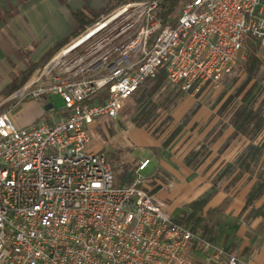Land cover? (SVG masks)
<instances>
[{
    "label": "built area",
    "instance_id": "obj_1",
    "mask_svg": "<svg viewBox=\"0 0 264 264\" xmlns=\"http://www.w3.org/2000/svg\"><path fill=\"white\" fill-rule=\"evenodd\" d=\"M161 3L101 15L9 98L59 95L64 113L21 128L0 110V264H252L155 202L141 174L150 159L119 185L108 153L87 147L89 126L118 118L162 69L197 95L247 57L250 41L264 60V0H188L176 25L159 17Z\"/></svg>",
    "mask_w": 264,
    "mask_h": 264
},
{
    "label": "crops",
    "instance_id": "obj_2",
    "mask_svg": "<svg viewBox=\"0 0 264 264\" xmlns=\"http://www.w3.org/2000/svg\"><path fill=\"white\" fill-rule=\"evenodd\" d=\"M110 4V0H0V108L10 101L7 94L21 88L67 38L100 18ZM222 79L208 82L200 94L214 83L227 81ZM27 99L14 103L11 111L19 102L26 107ZM43 102L46 110L54 108L49 97ZM231 113L224 120L214 116L210 124L214 131L209 134H133L132 142L150 151L146 157L139 151L137 168L150 159L146 169L152 166V170L144 188L157 203L167 204L168 212L183 208L172 217L183 216L190 210L189 203L207 198L200 218L209 239L246 262L264 264V151L258 162L249 163L250 136L229 124ZM37 118L19 119L17 125L29 127L39 122ZM254 142L262 144L264 132ZM137 168L128 181L116 177L117 183L130 185ZM193 256L201 258L197 250Z\"/></svg>",
    "mask_w": 264,
    "mask_h": 264
},
{
    "label": "rangeland",
    "instance_id": "obj_3",
    "mask_svg": "<svg viewBox=\"0 0 264 264\" xmlns=\"http://www.w3.org/2000/svg\"><path fill=\"white\" fill-rule=\"evenodd\" d=\"M177 17L178 16H176V18ZM82 32L77 36L71 35V37L67 38L64 46L71 43L81 35ZM58 51L54 52L53 55H51V57L36 70L44 67ZM36 70L34 72H36ZM229 76V79H227V76L223 78V80L228 81V85L225 83H214L201 94L199 93L195 96L183 93L179 95L177 99L175 98L173 103H169V105L166 106L169 96L173 97L175 93V87L167 82L162 90L154 97V103H157L159 107L152 116L153 123L148 127H137L135 125L134 117L137 115V111L132 110L128 112L130 104H134L132 99H130L127 103L125 102L126 105L124 104L118 118L113 119L109 116H101L89 126L91 141L87 147L93 150L106 151L109 160H112L113 164L116 162V159L113 158V154L119 155L121 158L120 169L119 171H116V177L120 182L128 181L130 177H133L135 169L138 166L136 156L139 151L142 157L150 155L148 149L142 151L139 149V147H141L140 144L135 145V143L132 142L131 139L133 138V134H173L179 123L186 118L189 119V123L179 132V134H209L211 131H214V127H212L213 125H210L213 124L212 120L214 116L219 115L221 116V119L224 120V118L231 113L232 109H234V107L241 101L242 95L252 85V83H250L245 89L243 88L241 92L242 95L236 97L235 92L240 84L244 82L245 74H243L238 67H235ZM236 76H239V82L238 84H233L231 80ZM14 92L7 94L6 98H9ZM251 98L256 100L258 102L257 104L264 106V78L251 93ZM4 99L5 98L2 100ZM49 99L54 103V108L52 110H46V104L37 99L30 98L24 101L26 107L19 102L18 105L12 108L11 115L13 120L17 124L19 119H24L26 121L32 119L35 115L38 117L37 119L39 121L53 120L55 117L66 111V103L62 97L59 95H51L49 96ZM11 106H14V102L7 101L3 104L0 110L10 109ZM41 110L44 113L42 116H38V113ZM169 117L172 118L171 122H169ZM151 170L152 166L141 172L145 177L144 184L147 181V177L150 175ZM116 184H118L117 181ZM152 197L157 203L156 197L153 195ZM157 204L165 210L169 208L165 203ZM182 209V207H178V209H174L173 213L169 212L174 216V214L179 213Z\"/></svg>",
    "mask_w": 264,
    "mask_h": 264
},
{
    "label": "trees",
    "instance_id": "obj_4",
    "mask_svg": "<svg viewBox=\"0 0 264 264\" xmlns=\"http://www.w3.org/2000/svg\"><path fill=\"white\" fill-rule=\"evenodd\" d=\"M109 0H106L108 2ZM112 4L106 7L103 13L107 14L114 10L119 5L133 0H110ZM187 0H162V9L159 13V17L162 21L176 25L178 13L181 12ZM98 17L90 22L94 23ZM85 28H80L75 32L74 36H77L80 32L84 31ZM247 57L241 60L236 67L239 68L245 74V79L239 88L236 90V97L241 96L243 88L245 89L250 83L252 85L250 88L242 95L241 101L235 106L233 112L229 117V124H231L237 131L242 134H248L250 136L251 142L247 147L246 157L250 162H258L261 156V153L264 151V142L262 144H256L254 142L255 137L258 134L264 132V106L257 104L256 100L251 98V93L255 88L262 82L264 78V60L258 56L257 46L255 43L250 41L248 43ZM58 51V50H57ZM53 55V54H52ZM51 57V56H50ZM49 57V58H50ZM223 80V79H222ZM167 74L164 69L160 70L155 77L147 78L139 88L134 92V94L127 99L126 103L132 99L133 105L130 104L128 112L132 110L137 111V115L134 117L135 125L137 127H148L153 123V114L158 109L159 105L154 103V97L159 93L162 88L167 84ZM231 82L233 84H238L239 76L232 78ZM225 84L228 85V81H225ZM174 96H169L168 103H173L175 98L177 99L179 95L184 92L179 88L175 87ZM125 103V105H126ZM172 121V118L169 117V122ZM189 122V119H183L179 126L175 129L173 134L179 133ZM113 154V158L116 159V162L113 164L114 171H119L120 169V156ZM245 157V156H243ZM262 185V182L259 183V186ZM207 198H199L188 204L189 211L183 213V216L173 217V219L183 224L187 227H190L193 231L199 233L203 237L209 239L206 235V225H202L200 213L202 208L205 205ZM210 240V239H209ZM197 250V245L194 244L192 248L193 252Z\"/></svg>",
    "mask_w": 264,
    "mask_h": 264
}]
</instances>
